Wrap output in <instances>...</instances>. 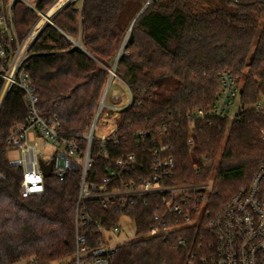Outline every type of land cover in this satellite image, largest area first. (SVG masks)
Returning a JSON list of instances; mask_svg holds the SVG:
<instances>
[{
	"label": "trees",
	"instance_id": "16d2710c",
	"mask_svg": "<svg viewBox=\"0 0 264 264\" xmlns=\"http://www.w3.org/2000/svg\"><path fill=\"white\" fill-rule=\"evenodd\" d=\"M56 4L55 12L62 9L31 46L28 72L40 114L56 117L63 135L82 148L109 70L130 32L116 75L131 103L121 112L117 143H95L89 181L100 180L106 166L130 154L145 159L148 167L150 158L142 153L148 154L153 140H163L173 145L171 183L212 180L215 195L209 208L216 212L264 169V110L255 108L264 96V0H227L228 8L204 15L193 14L184 0H39L35 6L46 13ZM13 13L18 38L24 40L40 17L19 0ZM225 71L241 88L236 120L198 121L191 131L188 115L213 105ZM27 117L22 93L12 90L0 110V171L5 175L0 182V264L63 262L75 253L79 174L64 181L47 178L43 196L22 198V170L7 159L6 139ZM140 132L148 133L143 147ZM100 152L108 157L97 156ZM205 159L211 167L204 166ZM87 207L93 217H106L108 225H118L124 215L135 223L140 239L117 247L112 264H187L191 246L177 245L187 236L183 232L171 241L141 236L154 208L104 209L94 202Z\"/></svg>",
	"mask_w": 264,
	"mask_h": 264
},
{
	"label": "built area",
	"instance_id": "2783aa9c",
	"mask_svg": "<svg viewBox=\"0 0 264 264\" xmlns=\"http://www.w3.org/2000/svg\"><path fill=\"white\" fill-rule=\"evenodd\" d=\"M16 1L0 2V110L9 93L16 90L23 95L28 117L11 130L5 151L15 149L20 153V159L9 161V164L22 170V198L44 195L47 178L41 162L46 166L52 165L51 177L60 181L72 173L79 174L74 264H112L117 249L113 239L122 233L123 220L134 223L128 215H124L118 225H108L106 217L95 218L88 212L87 204L90 202L104 209L121 207L126 210L136 205L154 208L152 223L141 236L171 241L177 233L183 232L187 236L179 238L177 245L182 248L191 246L187 264H195L196 260L201 264H264V169L250 185L242 187L224 208L216 212L209 208L215 195L213 182L171 183L175 170L173 145L163 140L157 143L153 140L148 154L145 151L142 153L150 158L148 167L145 159L139 160L135 154H130L106 166L100 180H88L94 163L95 143L101 142L102 146L109 141L117 143L121 112L126 108L119 110L105 103L110 85L115 79L119 80L117 65L109 70V81L82 148L77 140L63 135L61 122L56 117L51 119L40 114L39 97L28 72L30 48L41 29L53 25L56 12L50 15V10L41 13L36 4L19 0L40 17L25 39L20 40L13 13ZM46 16L49 17L40 26V21ZM121 56L122 53L116 63ZM220 84L210 108L196 109L188 115L191 131L198 121L210 123L213 119H230V116L236 120L238 112L232 115L231 107L236 99H240V84L229 71L221 75ZM258 111L263 110L258 108ZM162 134L159 132L160 136ZM139 136V146L143 147L148 133L140 132ZM188 145L190 148L194 146L192 139ZM97 156L108 157L105 152ZM204 166L211 167L212 163L205 159ZM194 169L200 171L198 166ZM4 179L5 175L0 171V182Z\"/></svg>",
	"mask_w": 264,
	"mask_h": 264
},
{
	"label": "rangeland",
	"instance_id": "374dc122",
	"mask_svg": "<svg viewBox=\"0 0 264 264\" xmlns=\"http://www.w3.org/2000/svg\"><path fill=\"white\" fill-rule=\"evenodd\" d=\"M31 3L36 4L39 0H29ZM72 1V0H69ZM173 0H162V2L164 3H170ZM185 4L187 5L188 9L195 15H204L210 12H214L217 11L219 9H226L228 8L227 6V0H184ZM59 4L54 5L50 11L48 12V14H52L55 12V10L58 7ZM42 21V20H41ZM40 21V23H41ZM39 23V24H40ZM40 26H42L40 24ZM130 33V32H129ZM129 33L126 35L123 44L119 50V53H124L125 51V46L127 44V40L129 37ZM117 55V57H118ZM116 57V59H117ZM117 65L116 60L112 65V68L110 70H113V68ZM117 92L118 93V103L115 102L116 101V97H114V93ZM105 103L109 106H116L119 110L124 109L125 107H127L130 103V93L129 90L127 89V87L124 85V83H122L121 81H119L118 79H115V82L110 85L109 89H108V93L105 99ZM255 108H261L262 110H264V96H261L260 100L258 101V103L255 105ZM240 109V99H236V101L233 103L232 107H231V114H236ZM229 124L231 122L234 121V118L230 116L229 119ZM7 155V159L8 161H17L20 159V153L19 151L15 150V149H10L7 151L6 153ZM216 164H214L215 166ZM216 167V166H215ZM208 182H213L212 180L208 181ZM121 229H122V233L115 237L113 239V245L114 246H122L134 241H137L138 239H140V236H138L136 234L135 231V226L134 223L131 221H128L127 219H124L122 224H121ZM17 264H37L34 263L32 261H28V260H23L18 262ZM49 264H74L73 262V258L67 261H63V262H53V263H49Z\"/></svg>",
	"mask_w": 264,
	"mask_h": 264
},
{
	"label": "water",
	"instance_id": "95a60500",
	"mask_svg": "<svg viewBox=\"0 0 264 264\" xmlns=\"http://www.w3.org/2000/svg\"><path fill=\"white\" fill-rule=\"evenodd\" d=\"M62 9V8H61ZM61 9H58V11L56 12V14L61 10ZM143 12V10L139 13V15L137 16V18L141 15V13ZM56 14H55V16H56ZM54 16V17H55ZM136 18V19H137ZM135 22V21H134ZM45 27H43L42 29H41V31H40V33L42 32V30L44 29ZM39 33V34H40ZM39 34H38V36H39ZM37 36V37H38ZM41 167H42V169H43V172H44V176L46 177V178H50L51 177V173H52V165H49V166H46V165H44L42 162H41Z\"/></svg>",
	"mask_w": 264,
	"mask_h": 264
},
{
	"label": "crops",
	"instance_id": "0c3cea01",
	"mask_svg": "<svg viewBox=\"0 0 264 264\" xmlns=\"http://www.w3.org/2000/svg\"><path fill=\"white\" fill-rule=\"evenodd\" d=\"M114 95H115L114 97H116V101H115V102H117V103H118V93H117V92H115V93H114Z\"/></svg>",
	"mask_w": 264,
	"mask_h": 264
},
{
	"label": "bare ground",
	"instance_id": "6f19581e",
	"mask_svg": "<svg viewBox=\"0 0 264 264\" xmlns=\"http://www.w3.org/2000/svg\"><path fill=\"white\" fill-rule=\"evenodd\" d=\"M48 17L46 16L43 20L45 21Z\"/></svg>",
	"mask_w": 264,
	"mask_h": 264
}]
</instances>
